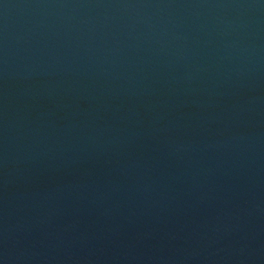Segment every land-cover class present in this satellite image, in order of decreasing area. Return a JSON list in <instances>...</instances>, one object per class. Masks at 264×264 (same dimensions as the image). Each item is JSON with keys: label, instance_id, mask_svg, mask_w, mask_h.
Instances as JSON below:
<instances>
[{"label": "water", "instance_id": "1", "mask_svg": "<svg viewBox=\"0 0 264 264\" xmlns=\"http://www.w3.org/2000/svg\"><path fill=\"white\" fill-rule=\"evenodd\" d=\"M0 264H264V0H0Z\"/></svg>", "mask_w": 264, "mask_h": 264}]
</instances>
